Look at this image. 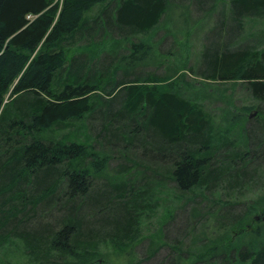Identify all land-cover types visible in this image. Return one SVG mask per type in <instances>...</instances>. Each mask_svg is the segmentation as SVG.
Masks as SVG:
<instances>
[{
	"label": "trees",
	"instance_id": "trees-1",
	"mask_svg": "<svg viewBox=\"0 0 264 264\" xmlns=\"http://www.w3.org/2000/svg\"><path fill=\"white\" fill-rule=\"evenodd\" d=\"M177 1L0 0V246L18 241L35 264H64L92 260L98 240L126 245L148 208L153 173L170 177L180 194L219 189L227 196L263 185L264 50L216 48L198 73L215 84L241 83L256 102L241 109H257L252 126L233 138L228 127H215L201 103L173 89L171 75L124 67L148 52H127L128 59L126 52H86L107 39L130 42L129 49L138 51L137 36L155 32L172 8L185 10ZM189 1L207 15L216 11L212 0ZM222 5L218 18L225 29L230 19L242 27L245 18L264 16V0ZM75 124L83 136L73 140L65 128ZM57 129L64 135L52 136ZM120 147L132 168L121 165L117 177L126 180L110 182L108 162ZM131 173L145 183L137 187ZM99 177L103 181L96 183ZM105 207L118 208L105 224H93ZM229 212L222 219L231 232L248 227V234L261 237L251 222L255 215L264 218L263 200ZM230 252L213 264H264V236L257 246L250 242ZM178 258L174 264H181Z\"/></svg>",
	"mask_w": 264,
	"mask_h": 264
},
{
	"label": "rangeland",
	"instance_id": "rangeland-1",
	"mask_svg": "<svg viewBox=\"0 0 264 264\" xmlns=\"http://www.w3.org/2000/svg\"><path fill=\"white\" fill-rule=\"evenodd\" d=\"M212 1L215 2L216 11L207 15L188 5L189 0H178L177 4L185 5V10L172 8L155 32L146 36H137L133 42L142 45L138 51L129 49L130 42L107 39L101 41V46H90L86 52L93 54L126 52V59L129 57L127 52H148L143 58L141 55L140 61L134 65L127 66L126 61L124 67H128V72L135 71L141 75L152 72L164 76L171 75L174 82L173 89L201 103L213 117L215 127L218 129L228 127V138H233L238 136L239 128L252 126V121L258 115L257 109L254 108L248 114L242 113L241 109L246 106H256V102L250 98L241 83L215 84L202 79L198 73L206 68L216 48L234 49L240 44L242 47L250 45L258 50H264V16L245 18L242 20V27L236 25L237 20L230 19L227 21L230 24H227L225 29L221 27L218 13L227 0ZM108 3L95 7L88 17H97ZM206 47H209L208 52ZM175 76L182 77V80L176 81ZM230 112L234 115L229 114ZM235 115L240 118L238 120L232 118ZM74 127L76 124L73 128H65L66 131L71 132V139L74 140L76 135L82 138L83 133L79 130L81 126L76 129ZM64 133L65 131L57 129L52 136L59 137ZM120 150L114 160L108 162L106 176L111 178L110 182L126 180L127 176L122 174L117 177L122 171L121 165L132 168L125 161L124 150L121 147ZM150 164L147 165L155 166ZM144 172L149 176L150 170ZM153 175L147 181L150 183L147 189L150 190L146 201L144 200L148 208L140 212L138 223L135 230L130 233L127 244L120 246L109 239L98 240L95 247L96 254L92 260L80 263L75 259H69L64 264H174L177 263L178 257V262L181 264H208V262L213 264L216 256H221L229 249L231 254L234 248L250 242H254V246H257L263 241L264 219L259 215H255L254 221L251 222L253 230L261 229V237L257 239L254 235L248 234V227L246 231L231 232L228 227L229 222L222 219V213L230 211L229 213L239 214L249 203L264 201V180L260 187L248 189L247 186L240 192L235 191L227 196L219 189L211 192L212 194L203 193V190L199 189L180 194L175 192L170 177L163 178L162 174L154 173ZM136 177L137 174L132 176L133 180L136 179V186H142L145 182H141ZM99 181H103V178L96 180V183ZM189 198L198 199V206L186 202ZM117 208L105 207L106 211L99 213L92 223L105 224L103 221L111 219L113 210ZM62 261L64 260L52 261V264H63ZM0 264L35 263L30 259L21 242L12 241L0 246Z\"/></svg>",
	"mask_w": 264,
	"mask_h": 264
},
{
	"label": "water",
	"instance_id": "water-1",
	"mask_svg": "<svg viewBox=\"0 0 264 264\" xmlns=\"http://www.w3.org/2000/svg\"><path fill=\"white\" fill-rule=\"evenodd\" d=\"M255 219H257V217H256ZM263 219H264V218H263Z\"/></svg>",
	"mask_w": 264,
	"mask_h": 264
}]
</instances>
